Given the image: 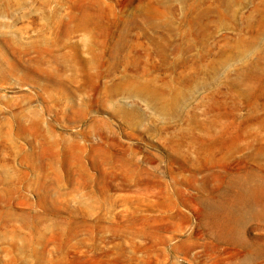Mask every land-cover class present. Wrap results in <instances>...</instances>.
<instances>
[{
	"label": "rangeland",
	"instance_id": "obj_1",
	"mask_svg": "<svg viewBox=\"0 0 264 264\" xmlns=\"http://www.w3.org/2000/svg\"><path fill=\"white\" fill-rule=\"evenodd\" d=\"M257 186L264 0H0V264H264Z\"/></svg>",
	"mask_w": 264,
	"mask_h": 264
},
{
	"label": "bare ground",
	"instance_id": "obj_2",
	"mask_svg": "<svg viewBox=\"0 0 264 264\" xmlns=\"http://www.w3.org/2000/svg\"><path fill=\"white\" fill-rule=\"evenodd\" d=\"M263 199H264V189H261L258 186L250 188V189H246L244 191H239L237 194H235V196L232 199L231 204H230V212L233 215L234 220H236L240 223L244 222L245 210L248 207L252 208L256 204L261 202ZM231 219H232V217H231ZM229 224H231V223H229ZM226 229H227V227H226Z\"/></svg>",
	"mask_w": 264,
	"mask_h": 264
}]
</instances>
